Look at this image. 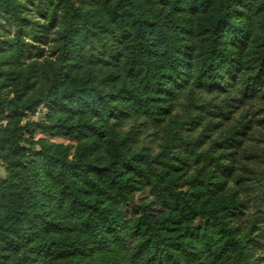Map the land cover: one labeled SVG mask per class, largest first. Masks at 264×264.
Instances as JSON below:
<instances>
[{
  "label": "trees",
  "instance_id": "trees-1",
  "mask_svg": "<svg viewBox=\"0 0 264 264\" xmlns=\"http://www.w3.org/2000/svg\"><path fill=\"white\" fill-rule=\"evenodd\" d=\"M23 1L60 29L62 64L16 101L0 90V264H253L264 210L242 227L245 203L229 186L250 121L203 150L169 132L154 155L132 149L122 128L162 127L188 89L225 105L264 99V0H0L12 47L43 37ZM20 102L58 113L36 127L80 140L76 153L44 138L23 146L5 115ZM258 189L264 198V169Z\"/></svg>",
  "mask_w": 264,
  "mask_h": 264
},
{
  "label": "rangeland",
  "instance_id": "rangeland-1",
  "mask_svg": "<svg viewBox=\"0 0 264 264\" xmlns=\"http://www.w3.org/2000/svg\"><path fill=\"white\" fill-rule=\"evenodd\" d=\"M22 3L26 5L23 15L30 22L29 25L33 26L35 35L43 34V37H21L16 46H9L8 41L15 37V32L13 28L10 30L11 22L0 6V90L6 100L16 101L27 82L33 81L36 75L40 78L42 75L49 77L62 64L60 29L53 27L50 20L44 17L34 5L26 1ZM90 70L99 74L97 68H89ZM189 90H185L178 96L174 117L162 127L141 130L138 124L131 123L124 126L122 132L127 141L131 142L132 149L143 150L154 155L160 151L169 132L179 130L184 138L201 139L197 149L203 150L207 149L213 141L220 139L225 129L236 120L250 121L249 136L245 138L244 148L239 152V155L244 153L241 168L229 184L230 194L235 193L240 201L245 203L244 213L238 221L243 224L242 227H246L254 219L258 206L264 210V198H257L261 193L258 189V177L264 169V99L251 101L237 99L225 105L221 101L222 98L216 99L204 91L191 97ZM21 103L18 109L8 110L5 115L11 127L18 129L23 146L31 147V141L44 138L49 142L68 147L71 156L76 153L82 145L80 140L50 137L36 127L39 123L58 119V113H53L45 103L34 102L30 109L24 108ZM214 104H218L221 109L214 107ZM223 111H225L224 114ZM209 119L219 121L221 124L215 128L208 127ZM38 151H40L39 146L31 150L32 153ZM3 155L8 159L20 157L10 152H5ZM5 168V160H0V180L6 177ZM258 215L264 216V213ZM262 216H259V221H262ZM253 264H264V244L256 248Z\"/></svg>",
  "mask_w": 264,
  "mask_h": 264
}]
</instances>
